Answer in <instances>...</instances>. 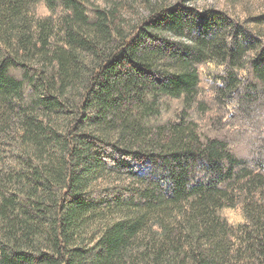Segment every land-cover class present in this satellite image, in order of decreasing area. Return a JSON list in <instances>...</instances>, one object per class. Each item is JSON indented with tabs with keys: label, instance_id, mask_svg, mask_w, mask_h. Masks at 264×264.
I'll return each mask as SVG.
<instances>
[{
	"label": "trees",
	"instance_id": "16d2710c",
	"mask_svg": "<svg viewBox=\"0 0 264 264\" xmlns=\"http://www.w3.org/2000/svg\"><path fill=\"white\" fill-rule=\"evenodd\" d=\"M135 23L0 0V264H264V30Z\"/></svg>",
	"mask_w": 264,
	"mask_h": 264
},
{
	"label": "rangeland",
	"instance_id": "374dc122",
	"mask_svg": "<svg viewBox=\"0 0 264 264\" xmlns=\"http://www.w3.org/2000/svg\"><path fill=\"white\" fill-rule=\"evenodd\" d=\"M102 5H118L121 13L125 14L135 24H140L141 21L149 15V6L157 1H164L167 4H175L185 2L189 6H194L198 9L220 8L225 10L235 19L239 21H247L254 29H262L263 26H257L253 21H250L252 16L262 14L264 12V0H93Z\"/></svg>",
	"mask_w": 264,
	"mask_h": 264
}]
</instances>
